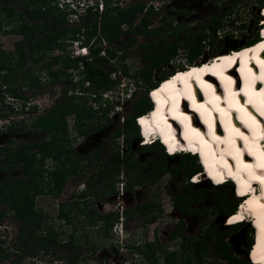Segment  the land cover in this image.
<instances>
[{
	"label": "rangeland",
	"instance_id": "1",
	"mask_svg": "<svg viewBox=\"0 0 264 264\" xmlns=\"http://www.w3.org/2000/svg\"><path fill=\"white\" fill-rule=\"evenodd\" d=\"M114 1L116 0H108V2ZM117 1L123 7L129 3L146 4L150 0ZM25 2L26 0L10 1L13 8V15L10 18H7L5 11L0 10V19L3 21V26L0 27V50L2 51L15 53L17 43L23 38L22 34L18 32L22 28L18 13L23 12L24 18L28 19V13L24 9ZM263 4L264 0H193L188 4L187 12L178 15L179 20L177 21L174 16L165 17L162 14L151 13L153 16L151 19L152 26H161L162 28L157 34L158 37H163L168 44L176 42L179 47L166 63H161L152 69L149 76L150 80L155 82L160 76L173 69L176 71L191 63L209 60L224 50L243 48L244 45L254 40L255 33L258 37L259 8ZM221 12L224 14L218 19V27L214 34L211 29L203 28V25H206ZM261 13L263 15V9H261ZM140 15L142 12L139 13ZM90 18L92 17L84 18L83 21ZM41 21V18L29 20V22L36 23ZM169 21H172L171 27L166 24ZM175 29L177 34L172 33V30ZM219 30L220 33H217ZM197 33L206 36L202 40V52L195 56V53L190 51L188 56L189 48L183 47V42L185 40L193 41V34ZM129 36L130 33H126L121 35L119 40L111 42L118 49L113 57L115 58L114 64H124L122 74L118 75V82L114 83L111 88L119 94L123 88H128L130 83L137 82L135 94L123 100L122 111L118 114L115 113L109 117L108 112H111V109L114 110V104L110 103V108L106 109L107 113L104 115L99 116L94 112V116L90 119L83 117L79 121L81 124L74 123L73 126L69 124L66 137L68 140L63 142L67 150L66 155L65 152L57 153L61 148L57 143L54 142L49 146V143H52L50 134L38 135L27 131L9 133L5 130L7 124H0V146L10 145L14 148L20 143L43 141L40 145L45 152L44 157L42 153H36L34 146L26 150L28 155L34 153L36 158H41L40 163L36 162L33 167L43 171V176L36 180L40 187L33 196V210L42 220L39 229L41 235L54 232L63 243L62 246L55 247L53 253L46 254L38 248L34 257L26 255L20 264H30L31 262L34 264H74L65 256L78 252L80 264H230V262H236L235 258L242 260L247 258L253 262L252 250L257 238L258 240L260 238L257 217L248 214L242 224L229 228L224 223L228 213L226 201L232 195L238 197L237 190L230 182L214 186L208 176L204 178V176H200V173H198L200 181L190 186L189 182H192L191 177L193 175L188 176V170L192 167L193 158H188L184 167L179 169L175 175L171 173L161 175L153 184H149L145 188L136 186L125 189L124 183L127 175L126 170H122L113 177V187L108 189L107 184L111 180L110 169L115 161L109 155L110 151L118 150L121 151V154L128 151L130 156L138 158L139 164L146 158L150 159L142 168L140 165L136 168H129L128 170L133 176L138 175V173L144 174L151 167H154L161 151L156 148L142 150L140 137L133 139L129 148L122 135L113 137V132L121 126L119 119L121 114L126 117L131 113L134 102L141 96L151 97L147 93L149 90L147 80L142 73L139 74L141 68H143L144 74L149 72V68L146 66L147 61L139 57L140 52L135 45L131 48L127 47ZM155 37L151 36L148 39ZM64 42L66 44L63 47L51 48L49 56L66 54L71 42L68 38ZM155 47L158 48V46ZM123 54L125 57L120 60ZM190 56L194 58L191 62L188 61ZM15 59L13 57L12 61ZM34 66L36 68L37 65ZM35 68L32 70V75L37 76L42 82L41 87L37 88L38 94L31 96L33 89L24 86L20 88V80L17 84L21 95L29 96L32 102L38 100V104L48 105V97H50V103L54 105L58 99H68L62 95L65 86L70 88L77 85L70 79H63L58 82L46 81L45 70L39 71ZM133 70H138L135 73L136 77H127L126 74L128 72L133 73ZM5 72V70L0 71L1 112L8 113L10 109L6 106L11 104L14 111L7 118H11L12 121L24 119L28 124L37 111L33 108H27L29 106L27 103L21 106L23 99H13L3 89L5 87ZM88 97L90 96L82 95L78 99L79 104H84V112L89 108L92 101ZM84 98H87L85 103L83 102ZM80 127L85 128V130L89 129L88 133L80 132ZM10 140H13L14 143L10 144ZM105 140L106 147L97 157H92L98 146ZM181 154L173 155L171 158L165 157L167 166L178 164ZM79 155H88L92 158L90 161L80 160ZM3 159L4 155L0 156V162ZM61 160L66 161L62 168L68 169V173L59 177L56 183L49 172L52 170V165L59 164ZM11 166L6 168V172H0V180L4 178L7 172L15 180L29 177L22 172L21 164L16 167L13 164ZM98 170H103L101 177L96 173ZM182 192L185 193L182 194ZM117 201L120 202V205ZM147 201L157 204L160 209L150 223L145 222L143 217L137 216L123 221H116L111 218L103 221V223L98 222L96 226L88 225L89 216L94 211L107 214L108 212H116V210L132 209L135 205ZM0 210H7V205L5 203L0 204ZM15 212V210L8 211L0 221V238L3 239L0 247V255L3 257L0 258V264L12 263L14 257L11 254H14L15 249L18 248L19 236L22 232L20 226L23 221L15 216ZM92 215L94 216V214ZM251 217H254V222L249 221ZM33 224L31 223V226ZM251 227H254L257 232H255V242L251 254H248L247 245L253 238ZM69 240H72L79 248L70 246L67 243Z\"/></svg>",
	"mask_w": 264,
	"mask_h": 264
},
{
	"label": "trees",
	"instance_id": "2",
	"mask_svg": "<svg viewBox=\"0 0 264 264\" xmlns=\"http://www.w3.org/2000/svg\"><path fill=\"white\" fill-rule=\"evenodd\" d=\"M10 1L11 0H0V10L7 13V18L12 17L13 15V8L10 5ZM24 4V9L25 12L27 11L28 13L27 17L29 20L41 18L42 21L40 23L29 22L27 18H24L23 12H19L18 16L22 28L18 30V32L22 34L23 38L19 43H17L15 53L0 50V71H6L4 74L5 87L3 89H5V91H7L13 99H23L21 106L25 105L26 101L29 99V96H22L20 88L24 86L33 89L31 96H34L38 94L37 88H40L42 85V82L38 79V77L32 75V70L35 68L34 65H37L35 69L39 71L45 70L49 75L51 82H58L62 81L63 79L72 80V72H68L67 69L70 68L72 71L78 72V63L79 61H82L83 68L77 73L79 74L80 78L75 82L80 88L83 87L84 80H89L91 82L92 91L110 88L116 81L109 76V73L113 69L112 64L109 62V58L114 57L118 49H116L115 45L112 44L111 47L107 48L108 57L98 55L101 48L99 45L101 38L108 42H113L119 40L121 35L130 33L127 43L128 48H131V46L135 45V47L141 52L142 50L158 46L159 49L157 54L152 53L151 51H147L142 54L143 58L148 59L146 66L149 68V72L144 74L142 70L143 68H141L139 74L142 73V75H144L143 77L147 80L149 89L159 86L160 81L162 82L175 73L173 69L169 73L160 76V78H158V80L155 82H152L149 78L152 69L161 63H166L170 57H172L177 52L179 45L176 42L173 44H167L163 37L145 44L138 42L137 37L139 35H157L162 30L161 26L155 28L149 27L151 25V19L153 18L151 13L159 14V12L151 9L139 16V13L142 12L144 7V4L140 2L129 3L122 7L117 1L112 4V2L105 0V8L99 19V29L101 36L96 37L93 44L89 45L90 53L93 56L91 62L86 61L82 57L71 58L66 54L49 56V50L55 46L63 47L66 44L64 41L67 38L70 40L76 39L78 37L77 34L81 33L82 31L86 35L83 43L88 45L89 41L94 37V35H96L97 32V17H92L76 25H70L67 21L66 13L56 7L54 0H26ZM31 6H33V8H31ZM259 9L260 14L258 17L261 18V7ZM223 14L224 12H221L220 14L214 16L210 22H208L206 25H203V28L211 29V32L214 34L216 28L218 27V19ZM2 23L3 21L0 19V27L3 26ZM123 23L127 24L128 26L126 30L121 28ZM166 24L171 27V21L167 22ZM257 32L258 37L255 33L254 40H251L247 45L255 42L261 37L259 35L260 32L258 29ZM172 33L177 34V30H172ZM193 36V41L185 40L183 42V47L189 48L188 56L190 51L194 52L195 56L202 52V40H204L206 37L204 34L199 33L193 34ZM158 55L159 57H157ZM13 57L16 58L15 61H12ZM124 57L125 54L121 56L120 60ZM193 59L194 58L190 56L188 61L191 62ZM133 76L136 77L135 74ZM19 80L21 81L20 88L17 87ZM68 90L69 87L65 86L64 92L66 94ZM1 97L3 98L2 95ZM148 97L144 95L136 100L133 104L132 112L124 117V122L113 132L114 138L123 135L128 148L130 147L131 141L133 139L139 138L140 126L138 123L136 124L135 118L147 113L153 108L151 105L153 102L151 101L150 97ZM67 98L69 100L58 99V101L50 108H47L41 113L35 114L28 124L24 119L11 121L5 130L9 133H22L27 131L38 135L50 134L52 136V143H49V146L54 144V142L55 144L57 143L61 147L57 153L65 152L66 155L67 150L65 149V144L63 145V142L68 140L66 138L68 128L66 117L70 114H73L75 116V122L78 124L83 117L90 119L94 116V112H92L90 108H87L86 112H84V104H79L78 96L72 94ZM95 99L98 98L95 97ZM83 102L85 103V100H83ZM6 107H8L10 111L8 113H2L0 108V119L7 118L9 114L14 111L13 107H11V104L7 105ZM32 108L36 110V106H32ZM88 131L89 129L85 130V128L80 127V132L88 133ZM42 142L43 141H30L28 143H20L14 148L10 145H4L0 147V156L4 155V159L0 162V172H6V168L12 164L15 167L21 164L22 172H24L26 175H29L27 179L22 178L15 180L7 172L4 178L0 180V204L5 203L7 205V210H0V221L8 213V211L13 210L16 211L14 213L15 216L23 221V224L20 226L22 232L19 236V244L17 245L18 248L15 249L16 252L14 254H11L14 258L12 263L9 264H20L22 258L26 255L34 257L37 254L38 248H40L43 253H53L55 252V247L62 246L63 244L58 238L57 234L54 232L41 235V231L39 229L42 220L33 210V196L37 193L36 191H38L37 189L40 187V184L36 182V180L43 176V171H41L39 168L33 167L36 162L40 163L41 158H36L34 153L32 155H28L26 150L34 146L36 147V153H42L44 157L45 152L41 148L42 145H40ZM9 143L13 144L14 142L13 140H10ZM106 144V140L103 141V143L98 146L95 154L92 157H97L98 154L106 147ZM140 148L142 150L151 148L161 150L158 154V161L155 163L154 167H151L144 174L138 173V175L133 176L130 174L128 169L134 167L136 168L139 165L140 168H142L150 159L146 158L142 163L139 164L137 160L138 158H133L130 156L128 151L123 154H120L118 150L115 152L110 151L109 155H111L115 161L110 169L111 180L109 184H107L108 189L113 187V177L118 175L122 170H126L125 173L127 175L126 181L124 183L125 189L134 188L136 186L145 188L149 184H153L161 175H164L165 173H171L175 175L179 169L184 167V163L188 160V158H193L192 167L188 170V176L202 171L200 162H197L198 157L196 158V156H192L189 153H182L178 164L174 166H167L165 157L171 158L173 156L167 155L163 151L162 145L159 142H156L152 145H141ZM12 149L15 150L13 151ZM70 150H72V148H70ZM92 157L88 155H79L78 158L80 160L83 159L90 161ZM65 160H61L60 163H57L54 169L49 172L56 183L58 182L59 177H62L68 173V169L62 168L66 164ZM102 171L103 170H98L96 172L97 175L101 177V175H103ZM92 175H95V173H92ZM230 183L232 184V182ZM189 185L193 186L195 183L189 182ZM232 185L234 187V184ZM183 193L185 192H182V194ZM226 202L228 205V213L226 215H228L235 213L239 204L242 202V198L240 199L239 197L232 195V197H230V199ZM159 211L160 209L157 204L147 201L135 205L132 209L123 210L121 215L124 220H130L137 216H142L145 222L150 223L154 220L155 214ZM92 214H94V216ZM119 217L120 214L118 211L108 212L107 214H101L97 211H94V213L92 212L89 216L88 225L96 226L98 222L103 223V221L110 220L111 218H114V220L117 221L119 220ZM243 222L244 221L239 223L236 222L237 224H233L229 226V228L240 225ZM31 223L34 224L31 226ZM250 230L252 232L253 238H251L247 245V251L252 249V246L255 242L254 227H251ZM36 236L37 238L35 239ZM257 242L258 238L252 250V254L254 253ZM2 243L3 239L0 238V247L2 246ZM67 243L72 247L79 248V246L74 244L72 240L67 241ZM79 255L80 254L78 252L77 254H70L65 257L74 264H80ZM2 257L3 256L0 255V258ZM147 257L149 258L150 255ZM235 259L236 262H230V264H254L247 258L243 260L238 258ZM30 264H34V262H31Z\"/></svg>",
	"mask_w": 264,
	"mask_h": 264
},
{
	"label": "bare ground",
	"instance_id": "3",
	"mask_svg": "<svg viewBox=\"0 0 264 264\" xmlns=\"http://www.w3.org/2000/svg\"><path fill=\"white\" fill-rule=\"evenodd\" d=\"M261 9L264 10V4L261 6ZM260 20H262V26L258 30L261 37L255 42L240 49L224 50L220 54L214 55L211 60L197 61L195 64L191 63L186 68L177 69L175 73L160 82L159 86L151 89L150 93L157 91L167 101L164 105V121H162L165 131L174 133L175 141L187 148L188 140L184 138L186 124L190 125L191 129H195L211 145V150L207 153L206 157L210 164H214L215 170L222 173L225 179L233 180L236 190L241 185L233 177L227 176L228 168H225L218 161L223 156L224 160L227 161L228 167L233 172H237L239 159L240 178L242 181L248 182L251 190L244 194L238 209L230 215L231 217L233 215H242L244 217L243 220L246 219L248 214L257 217L260 238L254 249L256 260L253 262L264 264V195L261 194L264 189L261 188V181L251 180L249 176L252 173L256 176L264 177V167H259L261 157L264 155V116H261L260 111H258V109H264V80L259 79L264 65L258 62L264 61V48L253 51L257 49L258 45L264 43V36L261 35V32L264 31V13ZM244 53H247L246 57ZM229 64H231V67H228ZM194 69L196 70L195 72H193ZM204 69L214 70L207 71ZM189 73L192 74L188 75ZM208 85H211V88H208ZM229 85L231 92L235 93L234 97L229 96ZM174 96L179 99V107L176 110L177 115H173L172 111H170L174 103ZM189 96L194 99H189ZM151 97L150 99L154 106L149 112L152 113L156 110L157 103L155 98ZM212 97H219L216 104L212 102ZM230 99L233 103L238 102V107H229ZM193 103L197 105L203 104L205 109L211 112L213 130L215 135L221 138L220 141L212 140V137L209 135V126L205 123L206 113H202L201 109L193 107ZM216 105L227 111L228 115L224 117V120L221 119V113L215 110ZM151 113H145L139 116V118H147L152 122ZM241 116H244V119H241ZM185 117L187 118L186 121L184 120ZM229 117L231 118V128L238 129L243 134L242 136L235 133L232 134L231 139L235 141L234 145L224 142L229 137V131L225 128V121ZM200 122H203L205 126L203 127ZM138 125L140 126V135L143 136V126L139 123ZM153 127H155V124H153ZM190 135L192 136L193 144L197 148L205 150V146L201 145L200 140L195 138V133H191ZM152 137L153 139L160 137L163 142V136L160 134L158 128L154 134H150V138ZM244 137H248V140L245 141ZM224 149L232 152H236L238 149V157L228 155V152L223 151ZM212 153L215 155L213 156ZM198 154V161L204 168L198 173L205 178L208 176L205 164L203 163L205 157L201 155L200 151H198ZM245 165L249 167L246 169L243 167ZM209 179L213 181L212 178L209 177ZM248 192L250 194H247ZM249 201L251 203H248ZM241 205H244V207L241 208ZM254 217H251L250 222H254Z\"/></svg>",
	"mask_w": 264,
	"mask_h": 264
},
{
	"label": "built area",
	"instance_id": "4",
	"mask_svg": "<svg viewBox=\"0 0 264 264\" xmlns=\"http://www.w3.org/2000/svg\"><path fill=\"white\" fill-rule=\"evenodd\" d=\"M116 1H114V2H116ZM173 1H175V0H154V1L150 0V1H147V3L144 4L142 14L145 13L149 8L159 12V14H162V15L169 13L170 10L176 11V9H173L170 6L168 7V5H170ZM114 2H112V4H114ZM54 3L58 9H60L66 13V18H67L68 23H72L74 25L82 23L84 18L97 17V19H98L97 32H96V35H94V37L89 41L88 45H85L83 43L84 39L86 38V35L82 31L81 33L77 34L78 37L76 39L70 40L71 45L69 47V50L66 52V55H68L71 58L82 57L86 61L91 62L93 59V56L90 53L89 45L93 44L96 37L101 36V32L99 29V24H100L99 19H100V16H101L104 8H105V0H54ZM119 5L121 6V4H119ZM179 10H184V9H179ZM121 28L123 30H126L128 28V26H127V24L123 23L121 25ZM217 33H220V30ZM99 45L101 48L99 50L98 55L108 57L107 48L111 47L112 43L101 38ZM54 55H58V54H54ZM114 61H115V58H113V57L109 58V62L113 66V69L109 73V76H110V78H112L116 81L115 82V84H116L118 82V77H119L118 75L122 74V72H123L124 64L119 63L121 66L116 65V64H114L115 63ZM78 64H79V67L77 70L79 72V70H81L83 68V63H82V61H79ZM67 71L72 72L71 73L72 74V82H76L79 80L80 76H79V74H77L78 72L72 71V69H70V68H68ZM45 72H44V74H45ZM137 72H138V70H133V73L128 72L126 74V76L127 77H135L133 75ZM45 77H46V81H50V77L47 74V72L45 74ZM136 84H137V82L130 83V86H128V88H123L121 90V92L119 94H117L111 88L113 85L107 89L92 91L91 82L89 80H84L82 88H80L78 85L72 86L67 91V94L64 92V88H63V94L62 95L65 97H70V95H72V94H74L78 97H80L82 95H89L90 97H88V98H91V100H92L90 102L89 108L92 110V112H95L99 116L107 113L106 109L110 108L109 107L110 103H113L114 104V108H113L114 110L111 109V112H108L109 117H111L113 114H115V113L118 114L120 111H122L121 104L124 102L123 100H125V98L130 97L132 94H135ZM95 97H97L98 99H95ZM29 99L26 101V103L29 105V106H27V108H29V109L32 108V106H36L37 110L42 111L46 107L48 108V107L53 105L50 103V97H48V105L38 104V100H34L32 102L31 99L30 100ZM84 100H87V98H84ZM118 101H120V102L118 103ZM29 103H32V104L30 105ZM119 119H120V125H121L124 122L123 114H121ZM66 123H67L68 127H69V124H71L73 126V124L76 123L75 122V116L73 114L68 115L66 118Z\"/></svg>",
	"mask_w": 264,
	"mask_h": 264
},
{
	"label": "clouds",
	"instance_id": "5",
	"mask_svg": "<svg viewBox=\"0 0 264 264\" xmlns=\"http://www.w3.org/2000/svg\"><path fill=\"white\" fill-rule=\"evenodd\" d=\"M261 35L264 36V31L261 32ZM259 48H264V43L258 45L257 49H254L253 51L258 50ZM244 55L246 57L247 53H244ZM226 59H229V58H226ZM258 62L261 63L262 65H264V61H258ZM186 66H188V65H186ZM228 67H231V64H229ZM204 70L212 71L214 69H204ZM249 71H251V70L249 69ZM193 72H195V71H193ZM191 74L192 73H189L188 75H191ZM197 78L199 79V77H197ZM259 79L264 80V67H262V69H261V75H260ZM165 87H167V86H165ZM207 87L211 88V85H208ZM149 90L147 92L148 94L150 93ZM228 92H229V96L230 97H234L235 96V93L231 92L230 85L228 86ZM150 95L153 98H155L156 103H157L156 110L151 113L153 121L150 122L147 118H139V117L135 118L136 122H137V119H138L137 123H139L140 125L143 126V132H142L143 136L140 135V131H139V137H140L141 145L142 146L143 145H152V144H154L156 142H159L162 145L163 151L165 152L164 145L162 144V142H160L158 140V138L154 139V141L152 139H149L150 134H154L157 131V128H158L159 131H160V134L163 136V143L167 146L168 154L165 152L167 155L173 156L171 154H174V153H176L179 150H190L193 153H196V152L200 151L201 155L205 157L203 163L205 164L206 170L208 172V176L213 179L214 184L219 185L222 182H224L225 176L222 173H220L219 171L215 170V165L214 164H210L209 160L206 158L207 157V153L211 150V145L208 144L207 141H205L203 139V137L200 136V134L195 129H191L190 125H187V124H186L185 132H184V138L186 140H188L187 148H185V146L180 145L177 141H175V134L174 133H170V132H166L164 124H162V121H164V114H163L164 113V105H165V103L167 101H165L159 95V92H157V91L151 92ZM189 99H194V98L189 96ZM211 99H212V102L214 104H216V102L219 100V97H212ZM173 100H174V103H173L172 109H170V111H172L173 115H177V111L176 110L179 107V99H178V97L174 96ZM249 102L251 103V101H249ZM151 105L153 106L152 103H151ZM192 106L195 107V108L201 109L202 113H206V115H205V123H207L208 126H209V135L212 137L213 141H220L221 138L216 136L215 133H214V130H213V124H212V120H211V112L208 111L207 109H205L203 104L197 105V104L193 103ZM229 107H238V102L233 103V101L230 99L229 100ZM215 110L219 111L221 113V119L222 120H224V117L228 115L227 111L225 109L219 108L218 105H216ZM258 111H260L261 114H264V109H258ZM241 119H244V116H241ZM184 120L186 121L187 118L185 117ZM153 124H155V127H153ZM249 126H251V125H249ZM225 128H226V130L229 131V137L224 142H228V143H230V145H234L235 144V141L231 139V136H232L233 133H235L236 135H243L242 133L239 132L238 129L231 128V118L230 117L228 118L227 121H225ZM191 133H195V138L200 140L201 145L205 146V150L197 148L193 144L192 136L190 135ZM143 137H144V140L142 141ZM244 139H245V141H247L248 137H244ZM223 151L228 152V155H233V156H237V157H238V154H239V150L238 149L236 150V152L229 151L228 149H224ZM212 155L214 156L215 154L212 153ZM253 155H255V153H253ZM218 162L220 164H222L225 168H228L227 176L228 177H233L237 181V183L241 185L240 187H238V190H237V195L238 196H243L247 191L251 190L250 189V185L248 184V182L247 181H242L241 178H240V175H239V167H240L239 159H238V170H237V172H233L231 170V168L228 167L227 161L224 160L223 156L220 157ZM243 167L247 169L249 166L245 165ZM259 167H264V155H262V157H261V163L259 164ZM249 176H250L251 180L261 181V188L264 189V177L256 176V175H254L252 173H250ZM199 181H200V176L199 175H196V176L192 177V182L193 183H197ZM261 194L264 195V191H262ZM248 203H251V201H249ZM243 207H244V205H241V208H243ZM116 211H118L119 214H120L119 220L123 221L124 219H123V217L121 215L123 210H120V211L116 210ZM243 218L244 217L242 215H233L232 217H230L226 221V223L227 224H232V223H234L236 221L242 220ZM237 223H239V222H237ZM252 258H253V261L255 262V260H256L255 253H253Z\"/></svg>",
	"mask_w": 264,
	"mask_h": 264
},
{
	"label": "flooded vegetation",
	"instance_id": "6",
	"mask_svg": "<svg viewBox=\"0 0 264 264\" xmlns=\"http://www.w3.org/2000/svg\"><path fill=\"white\" fill-rule=\"evenodd\" d=\"M185 12H187V10H176V11H173V10H170L169 11V13H167V14H165L164 16L165 17H172V16H174V18L176 19V21L177 20H179V16L178 15H182V14H184ZM144 14V13H143ZM163 16V17H164ZM162 17V16H161ZM172 22V21H171ZM153 24H151L149 27H153V28H155L154 26H152ZM151 36H156L155 38H152V39H148V37H151ZM151 36H147V35H144V34H141V35H139L138 37V42L139 43H143V44H145V43H147V42H151V41H153V40H157L158 38H160V37H158V35H151ZM145 38H147V40H145ZM137 42V43H138ZM167 44H168V42H167ZM139 51V50H138ZM147 51H151L152 53H156L157 54V52H158V48H156V47H154V48H149V49H145V50H142L141 52H140V58L141 59H143V60H145L146 59V61L148 60L147 58H143L142 57V54L143 53H145V52H147ZM148 62V61H147ZM146 62V63H147ZM53 106V105H52ZM51 107V106H50ZM50 107H48V108H50ZM47 109V107L44 109V110H42V111H39V110H37V108H36V114L37 113H41V112H43V111H45ZM4 121V122H3ZM12 121V119L11 118H7V119H2V120H0V124L2 125L3 123H6L7 125L10 123ZM7 125L5 126V129H6V127H7ZM4 146V145H3ZM1 147V146H0ZM127 152V151H126ZM120 154H121V152H120ZM54 167H55V164L54 165H52V169H54ZM166 174V173H165ZM117 203L120 205V202L119 201H117ZM233 214V213H232ZM230 216V214H228L226 217H225V220H224V223L229 227V226H231V224H227L226 223V221L228 220V217ZM139 217H142V216H139ZM249 251V250H248ZM248 251H247V253H248ZM249 254H251V250H250V253Z\"/></svg>",
	"mask_w": 264,
	"mask_h": 264
},
{
	"label": "water",
	"instance_id": "7",
	"mask_svg": "<svg viewBox=\"0 0 264 264\" xmlns=\"http://www.w3.org/2000/svg\"><path fill=\"white\" fill-rule=\"evenodd\" d=\"M192 1L193 0H175L170 5H168V7L170 6L173 9H176V10H179V9L187 10L188 4L191 3Z\"/></svg>",
	"mask_w": 264,
	"mask_h": 264
},
{
	"label": "snow or ice",
	"instance_id": "8",
	"mask_svg": "<svg viewBox=\"0 0 264 264\" xmlns=\"http://www.w3.org/2000/svg\"><path fill=\"white\" fill-rule=\"evenodd\" d=\"M193 71H196V70L194 69ZM260 115H261V116H264V114H261V113H260ZM241 136H242V135H241ZM249 155H251V153H249Z\"/></svg>",
	"mask_w": 264,
	"mask_h": 264
},
{
	"label": "crops",
	"instance_id": "9",
	"mask_svg": "<svg viewBox=\"0 0 264 264\" xmlns=\"http://www.w3.org/2000/svg\"><path fill=\"white\" fill-rule=\"evenodd\" d=\"M247 45V44H246ZM246 45H244V46H246Z\"/></svg>",
	"mask_w": 264,
	"mask_h": 264
}]
</instances>
